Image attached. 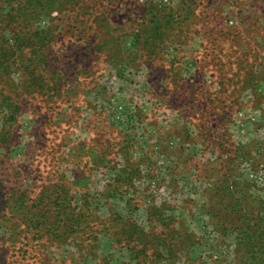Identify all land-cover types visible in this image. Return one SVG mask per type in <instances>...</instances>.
Wrapping results in <instances>:
<instances>
[{"label":"rangeland","instance_id":"1","mask_svg":"<svg viewBox=\"0 0 264 264\" xmlns=\"http://www.w3.org/2000/svg\"><path fill=\"white\" fill-rule=\"evenodd\" d=\"M260 220L264 0H0V264H264Z\"/></svg>","mask_w":264,"mask_h":264},{"label":"trees","instance_id":"2","mask_svg":"<svg viewBox=\"0 0 264 264\" xmlns=\"http://www.w3.org/2000/svg\"><path fill=\"white\" fill-rule=\"evenodd\" d=\"M54 1H56V0H24V2H26L28 4H32V15L38 14V12L40 11V9H42L43 6H46V5L50 6V4L53 3ZM17 8H18V10L24 9V8H20V7H17ZM7 123H8V121H7ZM5 125H6V122L3 121V126H5ZM6 132H8V131L6 130ZM59 198L60 197H49V199H50L49 205H48L49 207L47 209H45L42 213H40V216L45 221L44 220L42 221L40 219L38 221L40 226H37V225L33 226L32 225L31 229H43V230H39V231L43 232V235L48 234L52 237L57 236L59 238L68 237L69 235L78 232V230L81 228V225L79 224V222L76 224L73 221L74 218L72 216L71 217L70 216L65 217V215H68V214L62 208L57 209V215L56 214H50V215L48 214V209H50L52 202L58 201ZM24 210H26L24 216L27 217V220L32 221L33 217L39 216V213L33 212L31 210V208H25ZM55 213H56V211H55ZM259 227L262 231V232H260L261 236H264V220H260ZM166 235L168 236L169 234L167 233ZM122 236H123V234L121 233L120 237H122ZM251 236L252 235H249V233H248L247 238L249 239V238H251ZM147 242L153 243L154 240H148ZM158 259H159V256L156 257L155 261H158Z\"/></svg>","mask_w":264,"mask_h":264}]
</instances>
